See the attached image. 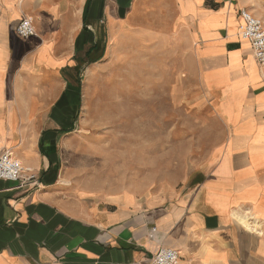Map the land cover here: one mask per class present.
<instances>
[{
    "label": "crops",
    "instance_id": "obj_1",
    "mask_svg": "<svg viewBox=\"0 0 264 264\" xmlns=\"http://www.w3.org/2000/svg\"><path fill=\"white\" fill-rule=\"evenodd\" d=\"M254 2L0 0V156L39 177L30 190L0 180V264H150L161 248L176 250L179 264H264V164L251 151L264 82L239 38L240 12L253 15ZM23 18L35 31L28 39L15 33ZM128 71L149 78L142 92L172 102L206 93L246 144L178 196L79 183L66 158L84 125V90L102 94L96 81ZM245 208L259 233L232 215Z\"/></svg>",
    "mask_w": 264,
    "mask_h": 264
},
{
    "label": "rangeland",
    "instance_id": "obj_2",
    "mask_svg": "<svg viewBox=\"0 0 264 264\" xmlns=\"http://www.w3.org/2000/svg\"><path fill=\"white\" fill-rule=\"evenodd\" d=\"M258 1L249 11L264 24V0ZM253 68L264 82V71ZM148 80L128 71L112 83L96 81L104 86L102 94L86 95L84 90V125L79 140L68 143L66 158L79 183L115 187L122 183L133 190L137 187L144 197L164 198L173 191L178 196L193 189L198 175L203 180L213 176L227 151L246 144L235 140L232 126L219 118L206 93L195 89L177 94L172 102L166 93L142 92L141 86H150ZM178 83L183 85L182 79ZM125 86L128 93H121ZM255 117L264 122V113ZM252 150L263 165L264 123Z\"/></svg>",
    "mask_w": 264,
    "mask_h": 264
},
{
    "label": "built area",
    "instance_id": "obj_3",
    "mask_svg": "<svg viewBox=\"0 0 264 264\" xmlns=\"http://www.w3.org/2000/svg\"><path fill=\"white\" fill-rule=\"evenodd\" d=\"M240 17L244 23L242 38L248 42L256 65L264 68V24L247 11H241ZM15 33L21 39L34 36L32 20L21 19ZM0 180L14 183L17 189L30 190L39 185L37 173L24 167L11 153L0 156ZM150 264H179V253L173 249L161 248L151 257Z\"/></svg>",
    "mask_w": 264,
    "mask_h": 264
},
{
    "label": "bare ground",
    "instance_id": "obj_4",
    "mask_svg": "<svg viewBox=\"0 0 264 264\" xmlns=\"http://www.w3.org/2000/svg\"><path fill=\"white\" fill-rule=\"evenodd\" d=\"M239 38L242 40L243 43L249 46L248 42L242 38V31L239 33ZM247 62L248 64H250L251 62L252 64L254 63V65L257 67L259 71H264V68H259L256 65L252 52L251 55L247 56ZM232 215L251 231L256 233H259L261 231L263 223H260L257 216L258 214L253 212L251 209L249 208H245L244 210L234 209L232 211Z\"/></svg>",
    "mask_w": 264,
    "mask_h": 264
}]
</instances>
